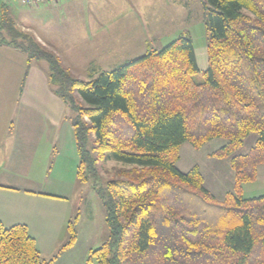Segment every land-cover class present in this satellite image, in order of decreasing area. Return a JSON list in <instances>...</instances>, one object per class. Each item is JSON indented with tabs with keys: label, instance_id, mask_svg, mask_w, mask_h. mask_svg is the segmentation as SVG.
I'll use <instances>...</instances> for the list:
<instances>
[{
	"label": "trees",
	"instance_id": "16d2710c",
	"mask_svg": "<svg viewBox=\"0 0 264 264\" xmlns=\"http://www.w3.org/2000/svg\"><path fill=\"white\" fill-rule=\"evenodd\" d=\"M204 6L207 67L200 82L186 35L83 81L20 31L0 2V45L28 63L47 62L54 94L74 112L77 177L92 183L109 230L87 264H264V195H242L264 162V0ZM250 134L253 146L235 155ZM214 139L225 143L210 156L228 159L233 173L221 200L205 188L197 165L176 167L182 144L198 150ZM107 161L122 167L100 187L98 165ZM67 229L57 255L75 241L71 222ZM56 257L40 255L25 225L0 223V264H51Z\"/></svg>",
	"mask_w": 264,
	"mask_h": 264
},
{
	"label": "rangeland",
	"instance_id": "374dc122",
	"mask_svg": "<svg viewBox=\"0 0 264 264\" xmlns=\"http://www.w3.org/2000/svg\"><path fill=\"white\" fill-rule=\"evenodd\" d=\"M10 5L12 15H30L32 28L44 38L48 37L52 45L51 48L48 44L43 46L54 53L76 78L83 81L95 79L99 73L114 70L149 50L159 51L181 35L188 36L194 48L200 71L193 76L194 81L202 80L201 74L207 67V10L204 0H55L35 6L37 8L21 6L18 0H11ZM43 31L49 32L48 35ZM26 34L33 37L31 33ZM103 40L107 47L103 51H96L98 42ZM91 45L95 48L92 51ZM72 46H77L78 50L70 51ZM10 52L7 50L0 54V69L8 76L2 82L8 85L12 84L14 68L17 72L22 68L21 57ZM32 67L40 75L49 74V65L45 61L33 62ZM13 93V90L1 92L2 96L10 100ZM74 98L80 101L77 95ZM73 117L74 112L69 105L54 107V122L47 126L48 132L54 133V139L52 143L49 142L45 165L41 167L46 179L40 189L64 195L66 200L60 208L65 215V223L70 220L73 224L75 241L57 255L69 241L68 223L59 235L53 236L58 241L57 248H54L44 230L35 227L34 233L37 235L36 246L44 259H50L52 254L59 256L65 251L69 259H63L64 263L71 260L75 264H87L90 253L109 239V230L104 218L105 209L92 183H81L77 177L79 158L70 124ZM255 140L256 135L250 134L235 155L246 153ZM224 143L223 139H214L198 150L188 143L182 144L176 162L177 169L186 172L197 165L207 183L214 180L222 185L218 191L220 195L230 187L224 170L228 169L225 164H229V161L212 158L210 154ZM121 167L120 163L114 161L100 163L97 185L104 187L108 179L116 178V171ZM57 216H61L58 210Z\"/></svg>",
	"mask_w": 264,
	"mask_h": 264
},
{
	"label": "crops",
	"instance_id": "0c3cea01",
	"mask_svg": "<svg viewBox=\"0 0 264 264\" xmlns=\"http://www.w3.org/2000/svg\"><path fill=\"white\" fill-rule=\"evenodd\" d=\"M10 1L3 2L9 6L12 15ZM49 3L51 2L30 5V7ZM12 16L20 31L31 33L40 44L49 45L51 48L48 37L44 38L32 28L28 13H18L17 17ZM43 33L48 35L49 32L43 31ZM105 43L104 40L98 42L97 49L91 45L90 50L103 51L107 47ZM5 49L11 51V55L21 57L22 68L18 72L14 68L11 85L2 82L6 81L8 76L0 69V223L6 227L16 224L25 225L35 242L37 235L34 233L36 230L34 228H40L52 240L54 248H57L58 241L53 239V236L59 235V232L63 231L66 224L70 222L69 220L65 223V215L60 208L66 199L64 195H61L62 193L40 189L46 179V173L41 170V167L45 165L49 142L52 143L54 139V133H49L47 130V126L54 122V107L62 108L65 103L54 94L48 74L43 76L33 69L32 63L39 61L28 63L23 53L3 45H0V54L2 51H7ZM69 50L75 52L78 49L77 46H72ZM7 90L15 92L12 100L2 96L1 92ZM226 163L225 166L228 169L224 170L227 172L230 187L222 191L220 195L218 191L222 185L214 180L207 183L199 168L205 188L219 200L231 190L233 185V173L228 162ZM242 195L244 198L264 195V162L257 167L256 180L243 185ZM56 210L61 213V216L57 218ZM50 256L51 259L54 255ZM66 257L64 251L51 264H75L71 260L64 263L63 259H69Z\"/></svg>",
	"mask_w": 264,
	"mask_h": 264
},
{
	"label": "built area",
	"instance_id": "2783aa9c",
	"mask_svg": "<svg viewBox=\"0 0 264 264\" xmlns=\"http://www.w3.org/2000/svg\"><path fill=\"white\" fill-rule=\"evenodd\" d=\"M21 5L30 6V5H36L43 2H51L55 0H18Z\"/></svg>",
	"mask_w": 264,
	"mask_h": 264
}]
</instances>
